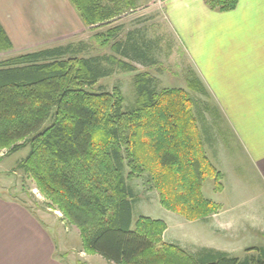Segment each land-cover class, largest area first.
Here are the masks:
<instances>
[{
  "label": "trees",
  "instance_id": "16d2710c",
  "mask_svg": "<svg viewBox=\"0 0 264 264\" xmlns=\"http://www.w3.org/2000/svg\"><path fill=\"white\" fill-rule=\"evenodd\" d=\"M70 1L90 27L137 5V0ZM207 5L230 12L237 0ZM121 31L116 27L100 34L101 45H109ZM13 48L0 24V54ZM111 49L145 67L154 64L133 38L115 42ZM76 53L68 45L0 62V150H29L16 169L30 174L50 205L80 228L84 251L108 264H264L259 249L248 250L255 256L245 259L206 247L190 255L164 242V221L135 220L138 196L129 182L145 174L162 207L188 222L221 210L203 193L208 179H214L218 192L223 184L207 156L210 131L200 126L207 121L204 112L218 113L190 95L209 97L200 79L193 73L187 90H158L156 78L137 74V99L128 108L119 89H92L112 75L103 61L126 72H136V67L114 56L87 59Z\"/></svg>",
  "mask_w": 264,
  "mask_h": 264
},
{
  "label": "rangeland",
  "instance_id": "374dc122",
  "mask_svg": "<svg viewBox=\"0 0 264 264\" xmlns=\"http://www.w3.org/2000/svg\"><path fill=\"white\" fill-rule=\"evenodd\" d=\"M166 1L137 0L135 8H127L110 22L93 27L83 22L75 7H62L57 0H34V5L29 7H11L10 15L15 17L11 22L14 24L17 39H14L15 47L11 51L0 54V62L43 49L73 45L77 49L76 57L103 59L114 56L136 67V72H126L117 65L103 61L104 67L110 69L112 75L101 80L92 89L95 92L100 90L114 92L119 89L128 108H131L137 99L135 91L137 74H149L156 78L158 90L166 88L187 90V80L192 78L193 73L195 75L193 61L181 41L179 25L169 16ZM116 27L122 28L118 37L109 45L102 46L98 36ZM129 37L138 42L140 49L154 61L153 65L145 67L137 60L122 58L112 51L113 43L125 42ZM191 94L201 105L206 104L210 109L216 110L218 115H222L217 120L213 112H204L207 123L202 124L200 121L202 128L205 126L204 129L214 131L213 138L216 140L213 148L210 150L208 142L206 149L216 169L223 174L222 184L225 186L224 191L218 192L215 190L214 179H208L203 188L204 196L225 208L234 204L241 206L246 200L252 208L256 207V203H252L261 198L260 194L257 200H253L260 192L262 193L261 176L243 152L238 140L227 130L223 110L216 105L211 95L203 97ZM9 152L7 149L0 150V200L27 210L30 218H33L37 225H41L52 238L53 245L58 248L57 256L63 257V260L73 264H108L84 251L80 228L70 223L62 211L50 205V200L41 194L30 174L16 169L19 161L28 156L29 150L24 149L12 154ZM147 176L148 174L137 176L129 182L138 196V201L134 205V217L135 220L144 216L156 221H166L167 230L169 226L167 241L174 240L176 245L181 246L188 254H194L193 256H196L197 250L203 246L234 249L232 257L240 259L255 256L254 251L247 252L250 249L264 250V234L260 232L256 234L250 231L245 235H231L230 239L228 235L211 231L210 225L188 222L165 210L158 202L159 194L152 189ZM8 212V209L4 212V208L0 211V237L4 232L15 229L7 226L9 218L6 219V225H3L4 215L6 216ZM163 213L172 216L167 217ZM17 214L13 212L10 218H18ZM171 217H177L183 221V225L176 223ZM233 237L236 241H233ZM256 254L257 257L258 253Z\"/></svg>",
  "mask_w": 264,
  "mask_h": 264
},
{
  "label": "crops",
  "instance_id": "0c3cea01",
  "mask_svg": "<svg viewBox=\"0 0 264 264\" xmlns=\"http://www.w3.org/2000/svg\"><path fill=\"white\" fill-rule=\"evenodd\" d=\"M209 1L213 0H167L166 7L169 16L179 25L180 38L193 61L195 75L223 110L226 128L261 176L263 190L253 198L257 200L261 194V198L252 203H256L254 208L246 203L247 200L241 206L234 204L225 208L219 205L221 210L217 214L197 222L210 225L211 231L228 235L230 239L231 235H245L250 231L264 234V0H237L236 8L230 12L211 10L207 5ZM57 2L62 7H75L70 0ZM30 5H34V0H0V24L13 47L17 36L10 8ZM221 116L214 117L218 120ZM210 135L211 150L216 139L214 131ZM207 156L209 158L208 153ZM2 208L4 212L9 210L4 215L3 225L9 218L7 226L15 229L0 237V264H73L57 256L58 248L53 245L52 238L30 218L27 210L0 200V211ZM13 212L18 213V218H10ZM171 219L183 225L177 217ZM168 230L164 241L173 244L174 240L167 241ZM233 241H236L234 237ZM203 247L230 255L234 250L222 246Z\"/></svg>",
  "mask_w": 264,
  "mask_h": 264
}]
</instances>
